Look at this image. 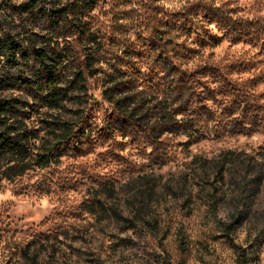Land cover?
Masks as SVG:
<instances>
[{
  "label": "trees",
  "instance_id": "1",
  "mask_svg": "<svg viewBox=\"0 0 264 264\" xmlns=\"http://www.w3.org/2000/svg\"><path fill=\"white\" fill-rule=\"evenodd\" d=\"M231 12L213 0H193L176 10L162 0L0 1V188L4 182L22 186L27 179L35 193L48 194L97 183L82 205L56 206L44 232L16 239L9 223L0 222L7 256L44 264L58 250L66 252L60 249L71 246L66 240L76 239L71 235L77 226L68 218L81 216L83 207V219L108 212L101 195L106 183L83 159L105 139L112 140L107 158L120 156L115 145L123 141L115 139V122L129 127L131 135L139 132L141 142L183 134L188 144L203 137L210 123L216 137L262 126L264 91L256 87L264 81V13L250 18ZM204 20L214 22L222 35H197L196 46L191 45L188 34ZM131 32L138 38L132 39ZM223 38L257 49L249 56L189 64L199 47ZM149 60L141 83L125 85L126 68L140 71ZM98 87L111 114L94 131L91 112L80 106V98ZM148 95L162 96L164 111L150 124L144 122L149 107L143 110ZM233 222L234 217L224 225L227 237ZM232 244L236 263L247 264L245 247Z\"/></svg>",
  "mask_w": 264,
  "mask_h": 264
},
{
  "label": "rangeland",
  "instance_id": "2",
  "mask_svg": "<svg viewBox=\"0 0 264 264\" xmlns=\"http://www.w3.org/2000/svg\"><path fill=\"white\" fill-rule=\"evenodd\" d=\"M191 1L162 0V4L176 10ZM213 2L225 5L234 16L251 18L264 13V0ZM195 27L187 37L194 46L197 35H222L214 22L204 20ZM131 38L138 37L131 32ZM255 49L248 43L223 38L199 47V58L195 55L189 64L249 56ZM150 63L133 73L126 68L129 75H124L125 85L133 86L138 79L141 83ZM164 76L170 79L172 74L165 70ZM256 89L264 91V81ZM100 91L101 87L91 88L80 98V106L91 112L94 131L101 129L111 114L110 104L103 101ZM161 100L162 96H151L145 103L143 110L149 107L145 123L164 113ZM114 125L115 139L123 141L115 145L120 156L107 158L104 152L112 140L105 139L83 159L106 183L101 195L108 212L100 218L89 214L83 219L87 215L83 207L81 216L68 218V223L74 220L77 226L70 234L76 239L64 242L70 247L57 244L66 252L58 250L44 264H237L233 242L245 247L247 264H264V121L251 133L222 137L214 135L210 123L203 137L191 144L183 134H169L171 139L164 142L148 138L141 142L139 132L131 135L132 130L119 121ZM29 182L24 179L22 186L4 182L0 188V222L9 223L16 239L46 231L45 219L56 206L82 205L97 186L86 181L63 193L39 194L26 185ZM233 217L234 227L227 237L224 225ZM7 253L1 241L0 264H26L18 254Z\"/></svg>",
  "mask_w": 264,
  "mask_h": 264
}]
</instances>
